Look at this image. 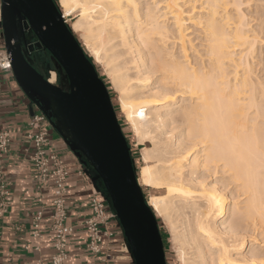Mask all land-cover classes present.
<instances>
[{
  "label": "bare ground",
  "instance_id": "6f19581e",
  "mask_svg": "<svg viewBox=\"0 0 264 264\" xmlns=\"http://www.w3.org/2000/svg\"><path fill=\"white\" fill-rule=\"evenodd\" d=\"M58 1L119 95L181 264H264V37L242 8L264 0Z\"/></svg>",
  "mask_w": 264,
  "mask_h": 264
},
{
  "label": "water",
  "instance_id": "95a60500",
  "mask_svg": "<svg viewBox=\"0 0 264 264\" xmlns=\"http://www.w3.org/2000/svg\"><path fill=\"white\" fill-rule=\"evenodd\" d=\"M54 6V10H53ZM36 0H0L5 51L17 84L94 172L109 198L134 264H166L157 217L135 174L107 86L89 60L55 0L39 9L47 21L35 26ZM27 24L25 26L24 24ZM35 39L26 42L25 28ZM46 50L63 73L52 83L32 63L31 53ZM55 105L57 113L52 110Z\"/></svg>",
  "mask_w": 264,
  "mask_h": 264
},
{
  "label": "crops",
  "instance_id": "0c3cea01",
  "mask_svg": "<svg viewBox=\"0 0 264 264\" xmlns=\"http://www.w3.org/2000/svg\"><path fill=\"white\" fill-rule=\"evenodd\" d=\"M1 21V19H0ZM5 51L0 22V52ZM40 110L32 105L13 77L11 69L0 68V130L10 133L7 153L0 156V202L4 200L5 209L0 214V264H49L54 252L53 235L48 231V214L51 208L52 184L49 180L37 186L33 166L25 157V136L30 131L29 120ZM40 127L47 133L50 141L48 149L55 151L65 161L69 176L67 179L66 210L76 225L68 239V258L66 264H134L122 228L117 218L111 219L113 238L102 252L93 256L86 248V235L78 225L89 214L90 184L86 177L78 175L83 166L89 179L104 191L98 181H93V170L88 163L69 147L64 137L46 117ZM42 209L44 216L41 238L31 235V214ZM107 209L112 211L109 204ZM1 210V207H0ZM109 252V257L106 254ZM106 257V260H105ZM40 260L37 263L36 260Z\"/></svg>",
  "mask_w": 264,
  "mask_h": 264
},
{
  "label": "built area",
  "instance_id": "2783aa9c",
  "mask_svg": "<svg viewBox=\"0 0 264 264\" xmlns=\"http://www.w3.org/2000/svg\"><path fill=\"white\" fill-rule=\"evenodd\" d=\"M27 26L26 22L24 24ZM27 43H34L35 39L29 34V28H25ZM0 68L11 69L10 61L6 51L0 52ZM50 70L48 73H50ZM55 79L52 83L56 81ZM46 116L40 112L34 114L29 120L30 131L25 136L26 148L25 157L33 166L36 175L37 186H42L49 180L52 184L51 208L48 214V231L53 235L54 252L50 257L51 264H66L68 258V239L75 228V224L69 218L66 210V198L68 193L67 179L69 170L65 161L55 151L48 149L50 145L47 133L40 127ZM10 133L6 129L0 130V156L9 151ZM54 162V163H52ZM45 165H48L47 170ZM1 169V164H0ZM1 173V172H0ZM78 175L86 177L90 184V196L88 201L89 214L78 223L83 228L86 235V248L93 255L97 256L102 252L103 246L112 242L113 228L111 219L116 218L114 210L107 209L110 204L105 191H101L87 174V170L81 166ZM1 193L6 194L3 186H0ZM0 214L4 212V200L0 202ZM43 210L37 209L31 214V235L41 238L45 229L42 227ZM109 252L106 257H109ZM105 257V260H106ZM40 263V260H36Z\"/></svg>",
  "mask_w": 264,
  "mask_h": 264
},
{
  "label": "rangeland",
  "instance_id": "374dc122",
  "mask_svg": "<svg viewBox=\"0 0 264 264\" xmlns=\"http://www.w3.org/2000/svg\"><path fill=\"white\" fill-rule=\"evenodd\" d=\"M56 1H57L56 3H57V5H58V7H59V9H60V11H61V13L63 15V18H64L65 22L69 26H71V23L74 22L77 19V13H75V14H69V15L64 14L63 10L61 9V7L59 5V1L58 0H56ZM255 1L258 4H260V2H262V1H259L258 2L257 0H254L252 3L255 4ZM262 3L264 4V2H262ZM262 3L259 6L260 8H255V7L252 8L251 7V9H252L251 10V9L245 8L246 5H243L242 8H243V12H245V15H246L247 20H249L248 21L249 27L252 28L253 26H256V30L259 31L258 32L259 36L260 37L262 36V38H263L264 37V27H263L264 26V24H263L264 23V18H263L264 17V12H263L264 11V7H261V6H263ZM260 9H261V11H260ZM255 13H256V16L257 17L254 16ZM257 24H259V25H257ZM189 26H191V29L195 28V26H193V25H189ZM253 28H255V27H253ZM259 28L262 29L263 32ZM194 30L195 29H193L192 31H194ZM73 32H74L75 36L77 37V39H79V41L82 44V46L84 47L87 55L95 62L96 66H97L98 73H100L104 77V79L107 80V82L110 85L111 92H112L111 93V96H110L111 97V101H112V104L114 106V109H115V112H116L118 121H119L120 126H121V129H122V132L124 133V136H125V138L127 140V143H128V145H129V147L131 149V154H132L133 162L135 164V168H136L137 172H139V169H140L141 165L143 164V162L141 160V148H142V145L138 143V141H137V139H136V137H135V135H134V133L132 131V128H131L130 124L125 119L124 115L122 114V112L119 109V98H118L119 95L116 92V90L113 88V86L111 85L110 79H109V77L107 76V74L104 71L103 64L97 63L92 58V56H90V50L83 44V40L81 38V32H75V31H73ZM191 34L193 35L194 33H191ZM262 40H264V38ZM259 49H260V51H259L260 56L257 58V60L258 59L259 60L256 61V62H254V64H253V68L255 70V72H254L255 74L253 73V75H254V77L255 76H259L260 78L259 77H256V79H257L256 81L257 82L261 81V83L263 85L264 84V77L262 78V75H263L262 72L263 71L261 70V67H262L261 64L264 63L263 62L264 61V58H263V56H264V54H263L264 53L263 52L264 51V46H263V44L257 46V51ZM37 54L38 55H35V56H32L31 55L33 66L41 74H43L45 77L49 78L50 73H48V72L50 70H54L56 72L55 69L56 68L59 69V67L58 66L57 67L54 66V64L52 62V59H51V56L49 55V53H47L45 51H41V52L39 51V53H37ZM252 60H254V59H252ZM258 62H260L261 64L260 63L257 64ZM254 65H255V67H254ZM262 65H264V64H262ZM60 76L62 77L61 80L57 78L54 83H57V84H61L62 83L63 78H64L62 71L60 73ZM146 145H150V144L149 143H146ZM137 177H138V175H137ZM140 185H141V188H142V191H143V194H144L146 200L151 195H158V194H162L163 193L162 191L156 192L154 188H152V187H150L148 185H144V184H140ZM235 197H237V196H235ZM235 199H239L240 200L239 197H237ZM156 215H157L158 221L160 223L159 229H160V232H161V236L163 238L166 264H181V261L179 260V258L177 256L176 249H175V247H173V245L171 243L170 235H169V232H168V229H167V225L165 224L164 220L158 215V213H156ZM228 217H229V214H228L227 218Z\"/></svg>",
  "mask_w": 264,
  "mask_h": 264
},
{
  "label": "snow or ice",
  "instance_id": "6c2138e0",
  "mask_svg": "<svg viewBox=\"0 0 264 264\" xmlns=\"http://www.w3.org/2000/svg\"><path fill=\"white\" fill-rule=\"evenodd\" d=\"M43 7H44V0H36V8L38 9V11L36 12L35 17H30V19H34L35 26L37 27H42L47 24V21L41 18L42 13L39 11V9H42ZM53 10H54V6H53ZM47 167L48 165H45L46 170ZM49 264H51V262H49Z\"/></svg>",
  "mask_w": 264,
  "mask_h": 264
},
{
  "label": "trees",
  "instance_id": "16d2710c",
  "mask_svg": "<svg viewBox=\"0 0 264 264\" xmlns=\"http://www.w3.org/2000/svg\"><path fill=\"white\" fill-rule=\"evenodd\" d=\"M56 1V0H55ZM57 2V1H56ZM78 40V42L80 43V41H79V39H77ZM80 45L82 46V44L80 43ZM82 48H83V50L85 51V49H84V47L82 46ZM41 51H45V52H47L46 50H44V49H40V52ZM48 53V52H47ZM85 53H86V51H85ZM87 54V53H86ZM89 58V60L93 63V65L95 66V68H96V70H97V66H96V64H95V62L90 58V57H88ZM56 70V72H57V74H58V76L60 77V73H61V70L60 69H58V68H56L55 69ZM98 72V71H97ZM99 74V76H100V78L101 79H103V81L105 82V85L107 86V89H108V91H109V94H110V96H111V88H110V85H109V83L107 82V80L106 79H104V77L100 74V73H98ZM47 78V77H46ZM59 79V78H58ZM124 134V133H123ZM130 154H131V149H130ZM131 158H132V154H131ZM132 161H133V158H132ZM133 166H134V169H135V174H136V177H137V175H138V172H137V170H136V168H135V164H134V162H133ZM154 214L156 215V213L154 212ZM156 217H157V215H156ZM157 221H158V218H157ZM158 226H160V223H159V221H158Z\"/></svg>",
  "mask_w": 264,
  "mask_h": 264
},
{
  "label": "flooded vegetation",
  "instance_id": "af4514ba",
  "mask_svg": "<svg viewBox=\"0 0 264 264\" xmlns=\"http://www.w3.org/2000/svg\"><path fill=\"white\" fill-rule=\"evenodd\" d=\"M39 51H40V49L35 50V51H33V52L31 53V55H32V56L38 55L37 53H39ZM57 78H59V79L61 80L62 77H61V76L59 77L58 74L56 73V79H57Z\"/></svg>",
  "mask_w": 264,
  "mask_h": 264
}]
</instances>
